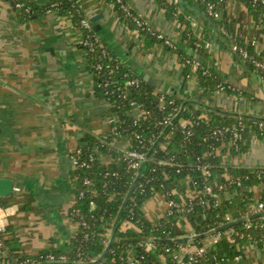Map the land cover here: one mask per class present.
Here are the masks:
<instances>
[{"label": "crops", "instance_id": "crops-1", "mask_svg": "<svg viewBox=\"0 0 264 264\" xmlns=\"http://www.w3.org/2000/svg\"><path fill=\"white\" fill-rule=\"evenodd\" d=\"M25 1L40 8L51 2ZM74 1L86 19L94 20V29L109 51L136 76L156 91L172 92L185 100L183 115L193 108L194 112L203 110L202 117L207 120L205 111L247 121L258 122L252 117L264 119V79L247 73L233 43L237 40L251 45L264 62V20L242 0H225L218 5L223 27L177 1L180 6L174 15L158 0H125L156 32L185 48L186 27L179 21L181 14L194 38L207 50L209 64L223 81L244 93L242 96L203 89L195 69L187 70L170 47L125 22L109 0ZM82 41L81 29L67 12L50 11L25 18L8 0H0V179L14 183L12 195L0 198V205L10 209L9 234L17 238L27 255L50 248L71 250L70 241L78 231L70 215L78 194L72 157L83 139L94 136L119 156L133 144L131 137L111 133L115 114L95 93L92 67L80 47ZM183 121L187 120L181 115L179 123ZM218 153L223 156V167L264 168V139L256 136L244 154L232 155L228 148L224 154L221 150ZM114 154L99 152L98 160L112 164ZM227 178L217 175L214 185L223 184ZM190 182L189 178L183 180L175 191L183 202L199 195ZM253 192L254 204L264 201V186L253 188ZM229 197L225 193L220 198ZM168 209V201L157 194L144 203L142 212L155 224L167 218ZM177 226L184 233L178 237L196 234L184 216ZM186 244L182 246L186 253L197 247L196 242ZM237 251L239 256L230 264H264V245L247 242ZM138 253L139 247H135L129 257Z\"/></svg>", "mask_w": 264, "mask_h": 264}, {"label": "trees", "instance_id": "trees-1", "mask_svg": "<svg viewBox=\"0 0 264 264\" xmlns=\"http://www.w3.org/2000/svg\"><path fill=\"white\" fill-rule=\"evenodd\" d=\"M12 7L25 18L46 14L50 11H65L72 16L73 22L81 29L83 37L88 39L91 47L84 49L91 65L94 77L95 93L101 99L109 101L115 114L112 128L117 129L119 137L129 136L133 140L132 149L148 154L154 144L162 137L166 130L164 121L170 116L181 112V105L185 101L172 92L156 91L153 85L136 76L116 55H114L102 42L93 29L87 31L82 26L86 18L80 12L78 3L74 0H51L46 7H36L25 0H8ZM120 17L127 23L132 19L121 8L116 0H109ZM127 3L125 0H122ZM172 14L178 13L179 4L176 0H158ZM189 5L207 13L209 4H219L225 0H186ZM257 17L263 16L264 5L254 4L251 0H242ZM19 5V6H18ZM134 14H137L133 11ZM219 27L222 23L209 16ZM179 21L185 25L184 38L187 41L185 48L174 43L170 47L177 53L186 65L187 70L195 72L203 89L233 92L238 96L242 93L234 88L217 74L209 64L207 50L194 38L187 20L180 14ZM157 42L159 38L149 34ZM235 53L246 68L247 73L259 75L264 79V71L256 66L260 61L251 45L242 41H234ZM240 51L247 53L243 57ZM204 58V59H203ZM140 81V86H127L129 80ZM120 89V90H119ZM127 94L126 97L124 94ZM132 101L144 106L142 118L135 123L132 114ZM187 109L182 118L191 122V134L181 128L177 121L169 130L167 136L151 152L150 169L140 180L132 193L120 222L115 229L116 242L108 255L100 264H124L129 252L139 247L137 264H177L174 254L187 244H153L140 242L135 239H170L182 234L177 226L184 216L196 234L206 233L229 223L228 219H240L247 209L254 204L253 188L264 186V168L250 171L234 167H223V156L228 150L232 155H240L249 151L251 140L256 136L264 139V122H255L236 119L228 116L208 114V120L203 118V110L192 111ZM239 123L243 124L241 130ZM263 124V127H260ZM238 129L241 139L234 140L232 131L224 132V138L214 133L222 128ZM113 134V132H111ZM173 134V135H172ZM114 135V134H113ZM226 145V148H223ZM165 146V148H164ZM81 160L88 161V167L75 169V185L78 189L75 205L70 211L71 218L78 224V231L71 239L69 252L58 251L53 248L44 250L37 255H27L22 252V246L17 238H11L9 227L0 235L2 245V264H50V256L56 260L66 257V264H94L106 249L109 237L119 212L136 179L137 172L130 169L128 162L119 155L114 154L111 147L100 139L87 135L80 146ZM100 153H113L114 162L109 165L100 163L98 157L89 161V156ZM208 166L210 175H204L201 167ZM217 175H226L228 178L221 185H214ZM189 178L192 189L199 195L195 199L186 198L183 202L175 193L183 180ZM91 180L87 186L85 180ZM212 188V194H207V188ZM228 193L230 197L222 200L220 197ZM82 194V195H80ZM160 194L166 201H176L181 209L173 210L171 216L152 224L142 212L145 202L153 196ZM185 192L183 193V195ZM131 223L135 228L128 227ZM250 226V227H249ZM234 232L236 243H231L226 235ZM220 236L217 243L208 247L205 255L197 264H230L239 253L237 247L251 242L258 246L264 245V217L254 218L247 222L236 224L232 228L223 230L217 235L196 242V246H203L208 240ZM124 241V242H121ZM123 259V260H122ZM52 264V263H51ZM53 264H65L57 261Z\"/></svg>", "mask_w": 264, "mask_h": 264}, {"label": "built area", "instance_id": "built-area-1", "mask_svg": "<svg viewBox=\"0 0 264 264\" xmlns=\"http://www.w3.org/2000/svg\"><path fill=\"white\" fill-rule=\"evenodd\" d=\"M251 1L254 4L264 5V0H251ZM116 2L121 5V8L123 9V11L127 14V16L129 18L132 19L134 25L138 29H140L141 31H146L149 34H152L153 36H156L166 46H172L173 45L172 42L169 39H167L163 34L156 32L148 23H146L142 19V17H140L137 14H134L133 10L131 9V7L129 6L128 3H124L122 0H116ZM207 13H208V16H211L215 19L220 18V13L218 12L215 5H213V4L208 5ZM82 26L87 31L94 29V25L89 19L83 20ZM222 31L225 33L224 28H222ZM81 44L85 47H91L90 41L88 39H86L85 37H83V41ZM240 52L242 53L243 57H245V58L248 57L246 52H244V51H240ZM256 66L264 71V62L257 61ZM126 85L139 87L140 81L135 80V79L129 80L126 82ZM220 90H223V89H220ZM126 95L127 94L125 93L124 96L126 97ZM107 102L109 103V101H107ZM130 106L132 107V114H134L135 112L140 114L137 117L133 115L134 116V122L137 123L142 118V115L144 114V106H143V104H140L137 101H132ZM177 115L178 114L170 116L167 120L164 121V125L166 127L171 126V128H172V126H173L172 121L174 120V118ZM115 120H116V118L114 119L113 122H115ZM191 124L192 123L189 121H183L180 124L181 128L184 130V133L186 131L187 136H189L191 134V131L189 130L190 127L192 126ZM239 126L242 130L243 124L239 123ZM260 127L262 128L263 124H260ZM229 131H232V133H233L232 136H233L234 140L241 139L242 135L238 129L231 130L229 127H225V128H222L220 130L215 131L214 133L216 134L215 136H220L221 138H224L225 135H220V134H223L224 132H229ZM112 132H113L114 136L119 137L116 128H112ZM81 154H82V152H81L80 148H78L73 154L72 165H73L74 169H77V168L83 167V166L84 167L89 166L88 161H82L81 160ZM97 157H98V155H97V152L95 151L94 154H91L89 156V161H93ZM122 157L128 162L130 169H132L138 173V170L142 167L143 163L147 159V154L136 151V150L132 149V146H131L129 149L125 150L122 153ZM201 170H202L204 175H210V171L208 169V166H206V165L202 166ZM84 184L89 186L92 184V182H91V180L86 179ZM207 194H212V188L211 187L207 188ZM80 195H82V194H80ZM168 208H169L168 209V216H171V214L173 213V210L181 209V204L176 202V201H169L168 202ZM263 211H264V201L251 205L247 209L244 217H248L252 214H257V213H260ZM10 216H11L10 209L5 208V207L0 205V235L4 234L6 229L8 228ZM234 220L235 219H233V218L228 219L229 222L234 221ZM127 225H128V227H133V228L137 229L131 223H127ZM226 235L229 237V240L231 243H234V244L236 243V238L234 237L233 231L229 232ZM220 238H221L220 236H216V237L212 238L210 241H208L207 243H205L203 246L195 247L193 251L187 252V253L184 251L185 249H183L181 247L179 249V251L174 254V259L177 262V264H197L198 261L200 260V258H202L205 255V253L207 252L208 247L217 243ZM149 245H152V244H149ZM0 258H1V260L3 259L1 242H0ZM57 261H60L62 263H66V262H68V259L66 257H62L60 260H56L53 256H50L49 261L47 263L51 264V263H56ZM124 262H125L124 264H137V256L135 258L128 257L127 260H124ZM3 264H5V263H3ZM25 264H30V263H29V261H27Z\"/></svg>", "mask_w": 264, "mask_h": 264}, {"label": "water", "instance_id": "water-1", "mask_svg": "<svg viewBox=\"0 0 264 264\" xmlns=\"http://www.w3.org/2000/svg\"><path fill=\"white\" fill-rule=\"evenodd\" d=\"M180 5L184 6L188 11L195 13L197 16H200L202 18H204L205 20H209V16L206 15L205 13L201 12L198 8L190 6L188 4V2L186 0H176ZM92 22H94V20H92ZM95 30V29H94ZM235 53V51H234ZM236 54V53H235ZM184 107L181 109V112L174 118V120L172 121V124L174 125L177 121L180 120L181 118V114L183 113ZM236 117H239V115H236ZM241 118H246L245 115H241ZM256 120L258 122H264V119H256V118H251V120ZM171 129V126H168L165 130V132L163 133L162 137L154 144V147L152 149V151L160 144V142L162 141L163 137L169 132V130ZM151 151V152H152ZM151 152H149L147 154V159L146 161L143 163L142 167L138 170L136 179L127 195V198L119 212V215L116 219V222L113 226V231L110 235L108 244L106 246L105 251L103 252V254L100 256V258L98 260L95 261L94 264H100L105 257L108 255L110 249L112 248V246L114 245V243L117 241L116 240V235H115V229L117 228L120 219L123 215V212L125 211V208L129 202V200L132 197V193L134 191V189L137 187L138 183L140 182V180L147 174V172L150 169V159H151ZM14 191V183L12 180H8V179H0V198H4L7 196L12 195ZM258 217H264V211L257 213V214H252L248 217H243L240 219H236L234 221H231L223 226H220L216 229H213L211 231H208L206 233H202V234H194V235H187L184 237H177V238H170V239H159V238H151V239H145V238H141V239H135L138 240L140 242L143 243H149V244H186V243H190V244H194L197 241H201L205 238L208 237H212L214 235H217L219 232L232 228L233 226H235L236 224L242 223V222H247L249 220H252L254 218H258ZM124 242V241H121ZM1 259V258H0ZM53 264V263H52ZM66 264V263H65Z\"/></svg>", "mask_w": 264, "mask_h": 264}]
</instances>
